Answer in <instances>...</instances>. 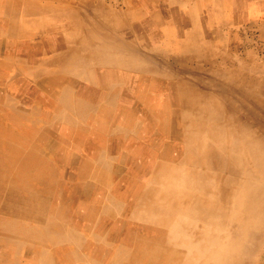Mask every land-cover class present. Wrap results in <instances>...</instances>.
<instances>
[{"label":"bare ground","instance_id":"6f19581e","mask_svg":"<svg viewBox=\"0 0 264 264\" xmlns=\"http://www.w3.org/2000/svg\"><path fill=\"white\" fill-rule=\"evenodd\" d=\"M128 22L134 30L125 26ZM135 31L150 54L153 50L172 58L181 71L157 66L150 59L137 60V48L130 46ZM261 57L264 0H0V264H79L82 259L75 257L77 253L60 255L55 249L74 245L85 250L92 243L95 252L96 243L75 232L53 231L52 219L66 211L72 212L77 224L91 218L89 195L100 189L113 163L106 161L105 151H128V165L137 173L141 165L150 166L154 180L169 178L160 172L180 155L176 149L186 148L189 153L181 159L192 167L191 180L179 174L172 179L174 189L163 191L160 198V203L177 207L164 212L161 220H178L169 248L160 252L152 248L155 243L144 245L143 264H264V122L253 111L264 106ZM202 61L212 62L213 71L222 73L220 82L230 85L240 101L232 100L229 88L210 93L206 85L200 86L197 74ZM191 63L192 69L187 66ZM154 90L178 99L177 110L182 118H195L194 127L189 139L183 140L179 133L176 139L174 131L175 142L167 146L164 116L170 105L158 107L153 97L148 98L145 110L136 111L155 119L150 126L156 133L149 142L153 150L150 161L144 152L132 164V154L138 155L141 147L138 122L128 120L114 131L110 125L119 99L134 111L139 105L133 99L143 101L145 93ZM81 101L91 106L81 107ZM213 103L219 111L213 109L204 118L202 112ZM241 112L249 119L240 117ZM210 120L221 133L213 134L208 145L202 137ZM83 121L92 129L81 126ZM233 124L234 138L228 136ZM228 139L232 141L227 145ZM217 141L220 148L212 144ZM83 147L95 150L94 174L89 182H71L67 178L77 175L74 160ZM39 149L51 160H41ZM122 183L128 185L127 176ZM21 189L27 194H21ZM22 202L32 204L27 211L30 218L24 221L26 212L19 214ZM120 208L113 204L107 210L120 217ZM128 220H106L112 230L109 240L117 241L125 224L132 226ZM64 222L56 225L63 228Z\"/></svg>","mask_w":264,"mask_h":264},{"label":"rangeland","instance_id":"374dc122","mask_svg":"<svg viewBox=\"0 0 264 264\" xmlns=\"http://www.w3.org/2000/svg\"><path fill=\"white\" fill-rule=\"evenodd\" d=\"M124 22H125V19H123L122 23L124 24ZM122 23H120V24H122ZM126 24H127V25H125L126 27L131 26L132 29L134 30L133 26L130 25L129 22ZM127 29H128L127 32H130V29L129 28H127ZM111 32H112V34H114L113 29H111ZM116 36L119 37L122 41L127 40L124 36H119L117 34H116ZM136 36H138V34L135 31V34H133V36L131 37L132 40H130V43L133 46L132 45H130V46H131V48H133V47L137 48V51H136V57L138 56L137 60L142 62L143 60L146 61V60L150 59V60L156 62L155 64L157 66L161 65L164 67H171V68H174L178 71H181V69H182L181 67L176 66L172 63V61H171L172 58L162 54L163 56H166L164 58L162 55L157 54L153 50H151V53L153 55L150 54V50H146L145 44H141L139 41V37H136ZM141 48L143 50H141ZM139 56H142L141 59ZM145 57H146V59H145ZM261 58H264V57H261ZM188 62L189 61H186L184 63L187 64ZM201 63H202V65L200 66V72L197 74L198 76H200L201 81H202L200 86L206 85L208 90L210 91V93H214V91L216 89H219V88H224V87L226 89L229 88L231 91L232 100L233 101L239 100L235 90L232 89L230 85L227 84V86H226L224 83L220 82L219 78H221L220 76L222 75V73H215L213 71L214 65L212 64V62L202 61ZM187 66L190 69H192L194 64L192 65V63H191V64H188ZM190 69H188V70H190ZM194 73H196V72L194 71ZM191 74L189 76L191 78H194L192 72H191ZM216 85H218V86H216ZM152 93H150V92L145 93L146 97L144 96L145 98L143 99V101L142 100L138 101L141 99V97L139 99L134 98L133 101L135 103V106L139 105V107H137L134 111L130 110L126 106L127 105L126 100H120L119 99L118 100L117 113L115 115L116 119L113 120V122L110 125L111 126L110 130L114 131L115 126H119L121 124H124V122H126L128 120H133V121L138 122L136 129H139L140 132L142 133L141 137L139 138V141L141 143V147H140V151H139L138 155L132 154V157H133L132 164L138 163L140 160V157H141L140 155L144 152H147L149 154L148 160L150 161V150H153V147L150 146L149 142H153L152 138L154 136H156V133H155L154 129L151 128L150 126L153 125V122L155 121V119H153L151 117V115H149V114H144L142 112L140 114L138 112L140 110V107H141V110H145L146 106H144V104L146 103V100L148 98L151 99V97H153V100H155V103L157 104L158 107H162V106L167 107V105H170V106H168V111H165L166 115L164 116L166 119V122H167V132H166V137H165V142H166L167 146H172L175 142V138L173 137L174 135H171V134H174L176 132L175 133L176 139H178V135H177L178 133L181 135L180 137H182L183 140L186 138L189 139L190 127L191 126L194 127L193 124L195 123V118L194 119H192L191 117L182 118L183 115H181V113H179V110H177L178 101H179L178 99H176V98H173L172 100L168 99L165 96H162L161 94H159L155 90L152 91ZM84 95L88 96L87 94H84ZM148 95H150V96H148ZM86 96H84V99L89 100V98H87ZM263 96H264V90H263ZM202 100L205 103H207V101L204 98H202ZM36 102L40 103L42 106H44L47 109V106L44 105L45 104L44 102H42L40 100H37ZM82 102H84V101L80 102L81 107L83 105L85 107L91 106V104L89 102H84V103H82ZM243 103L245 104L244 101H243ZM85 104H87V105H85ZM189 106L191 108H193V104H190ZM138 108H139V110L136 111ZM173 108H174V110H173ZM213 109L215 111H219L218 105H215L213 103L212 108H209L207 110L204 109V112H202L203 117L204 118L210 117V115L213 114V111H214ZM223 110H224V108H223ZM259 110H261V111H259ZM253 111H255V117L261 118L262 121L264 122V115H263L264 114V106L259 105V106L253 107ZM186 113H188V112H186ZM240 117H244L246 119H249V116L245 112H241ZM173 120H175V121H173ZM176 121H177V123H176ZM178 122H180V123H178ZM82 123L83 124L81 126H83L84 128L87 129V126H88L90 129H92V126L86 125L85 121H83ZM173 124H174V126H173ZM213 124H214L213 121L210 120L208 124H205L206 126L204 128L205 134L203 133L202 142L204 141V142L208 143V145L211 143L210 138L212 137L213 134L220 135V133H221L218 129L213 128V126H212ZM234 126H235V124H233V126H230V130L228 129L229 130L228 136L233 137V138L236 136V128H234ZM175 128H176V130H175ZM212 129H214V130H212ZM177 131H179V132H177ZM210 133H211V135H210ZM230 141H232V140L228 139L224 142L227 143V145H228V144H231ZM160 142H161V140H160ZM212 144L217 148L221 147V143L218 141L213 142ZM39 151H40L39 158L41 160H43L44 162L51 160L50 155L46 154L43 149H39ZM81 151H84V152L81 154H77L76 159L74 160L75 167H78L76 174L77 175L80 174L81 176L80 177H77V175L69 176L67 179L71 182H79L78 180H80V182H89L91 179L90 174H94L93 173L94 161L92 160V155H93L95 150L89 151L87 149V147H83ZM106 151H105L106 161H108L109 164L111 162H113V163L110 164L108 167V169H110L109 174L106 173V175L104 176V179H101L102 185H100L98 179L96 180V183L100 185V189L89 195L88 208L90 209L89 212L92 211V214H90L91 218L84 217L82 220L79 221V224H77L75 218L72 217V212L71 211L67 212L65 210L66 211L65 214L53 215V219H52L53 220V224H52L53 231H55V230H56V232L59 231V233H62V235L73 234V232H75L77 234L76 236H78V237L84 236L83 237L84 239L86 238V239L92 240L94 242V244L96 243L95 244V247H96L95 252L92 250L93 244L90 243V244L86 245V248L90 247L87 250L85 248L86 251L81 246H74L73 245V246H70L68 248L62 247L63 250L55 249V253L60 254V255L68 254V253L69 254H76L77 253L78 256L75 255V257H79L82 259L81 262H78L79 264H143L144 263V255H143L142 249L145 248L144 245L149 246V245L155 243L152 248L153 249L158 248V251H160V252H162L163 249H165V248H169V243L171 241L170 239L172 238V234L174 232V227L177 224L176 222H178V220L175 218V219L169 220L167 223H163L161 220H163V218H164V215H165L164 212L175 211L177 209V207H175L173 204H167L168 206H166L163 204L164 202L160 203V198L163 196V191L171 190V188L174 189L175 183L173 182L172 179L176 178L179 174L184 176L183 180H186V181L191 180L192 167L190 166L189 163L187 164V163L183 162L181 159V155L182 154L188 155L189 150H188V148H186V150H183V151H178V149H176V152L179 153L180 155H175L174 157H172L168 161L169 164L166 163L168 165L167 168L170 167L172 170H170V172H166L167 171V168H166L165 171L160 172L161 174L163 172H165V175L166 176L169 175V178L166 177V178L155 179L156 178L155 177L154 180H153V178H151L152 174H153V172H152L153 169L150 166L148 169V165H146V164L141 165L140 167L142 169H139V173H137V172H135V169L133 167H131L132 165H128V163L130 162V159H129L130 154L128 153V151L120 150L118 152H113L111 149H107ZM184 152H186V153H184ZM100 153H103V151H101ZM116 159H117V161H116ZM142 161H140V162H142ZM122 166H123V168H122ZM130 167L132 169V173L128 172ZM44 170L45 169H43L41 171V173ZM31 173L32 172L28 171V172H26V175L29 176ZM126 176L128 177L129 183L127 186L124 187L122 181ZM6 185H8V184H6ZM155 185H156L157 189H156ZM32 189L37 191V192L40 191V189L37 186H35L34 183H32ZM110 189H112V190H110ZM122 189H124L123 192H122ZM147 189H148V191H146ZM3 190H4V188H3ZM20 193L23 195L27 194L22 189H21ZM158 193H159V195H158ZM132 196H133V198H131ZM108 200H111V201H108ZM157 200H158V202H157ZM110 202H112V203H110ZM113 204L120 205V207H121L120 209L122 212L120 214V217H119V215H116V216H115V214L112 215V213L107 210V207L109 205H113ZM139 204L142 206H140ZM34 205H36L37 208H40V206L42 204H34ZM62 205H65V204H61V206ZM104 205H106V206H104ZM31 206H32V204H25L24 202H22L20 204V208H21L22 212L19 214H24L26 212V218H24L22 221L26 220L27 218H30V216L27 214V211H30ZM137 209L139 210L138 212H137ZM147 209H149V210L147 211ZM93 213H94V215H93ZM19 214H17V215H19ZM143 214H145V215H143ZM121 218H123L125 220L129 219L128 221L131 222L132 226L129 223L125 224L124 228L119 232V239H117V241H111V240H109V239H111V236H108V235L109 234L112 235V230H111V227L109 225H107V223H105V222H106V220H109L110 222H115ZM64 220H65V222H64L65 224L63 223V225H64V226L62 225L63 228H60L56 225L58 222H63ZM96 220L97 221L99 220V222H97ZM101 224H102V226L100 228ZM152 226H154V227H152ZM81 235H83V236H81ZM53 237L55 238V235H53ZM139 238H140V240H139ZM100 239L102 240L101 242L98 241ZM103 240H105V242ZM142 241H144V242H142ZM50 243H52V242H50ZM106 243H107V245H106ZM109 243H111L113 245H111ZM126 243H131V244L127 245ZM50 246H52V245H50ZM110 247H112V248H110ZM125 250H126V252H125ZM89 251H90V255L88 254ZM132 251H134V252H132ZM170 253H168V255H171ZM82 254H84L85 257ZM121 254H123V255H121ZM132 254H133V256H132ZM86 255L88 256V258ZM172 257L174 258V256H172ZM128 258H130V260ZM94 261H97L98 263H96V262L94 263ZM183 264H187V263H183Z\"/></svg>","mask_w":264,"mask_h":264}]
</instances>
